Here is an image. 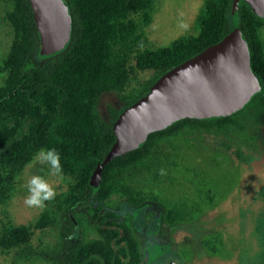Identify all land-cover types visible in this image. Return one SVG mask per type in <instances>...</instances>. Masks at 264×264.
Returning a JSON list of instances; mask_svg holds the SVG:
<instances>
[{"label":"trees","instance_id":"16d2710c","mask_svg":"<svg viewBox=\"0 0 264 264\" xmlns=\"http://www.w3.org/2000/svg\"><path fill=\"white\" fill-rule=\"evenodd\" d=\"M72 31L66 47L46 55L29 0H0L12 38L0 60V206L41 148L61 155L64 187L25 224L0 223V252L15 264H140L132 217L157 200L142 186L158 178L180 144L231 135L255 142L244 116L264 111V93L238 112L216 119H182L150 133L136 149L104 165L100 185L89 179L110 150L112 123L164 72L217 42L233 27L232 0H203L194 33L165 46L149 38L156 0H66ZM238 26L249 48L250 69L264 92V18L237 5ZM111 96L115 103L100 101ZM164 222L184 220L181 202L161 201ZM213 249V247H211Z\"/></svg>","mask_w":264,"mask_h":264},{"label":"rangeland","instance_id":"374dc122","mask_svg":"<svg viewBox=\"0 0 264 264\" xmlns=\"http://www.w3.org/2000/svg\"><path fill=\"white\" fill-rule=\"evenodd\" d=\"M202 1L156 0L149 27L152 44L165 46L194 33ZM2 15L0 8V60L12 38ZM107 101L115 103L104 96L102 110ZM244 119L252 126L254 143L234 135L203 136L190 146L181 143L174 156L169 152L163 174L142 186L157 200L139 208L121 204L132 217L140 264H264V111H252ZM32 175L43 176L56 192L64 187V179L52 176L48 165L34 159L17 179L8 203L0 206V223L9 219L25 224L41 210L24 204L25 185ZM161 201L183 203L184 220L174 225L164 222ZM13 260L0 252V264H15Z\"/></svg>","mask_w":264,"mask_h":264},{"label":"water","instance_id":"95a60500","mask_svg":"<svg viewBox=\"0 0 264 264\" xmlns=\"http://www.w3.org/2000/svg\"><path fill=\"white\" fill-rule=\"evenodd\" d=\"M239 1L264 18V0H232L230 32L161 74L138 100L121 109L112 123L114 142L89 179L94 191L104 165L136 149L150 133L182 119L232 115L264 93L250 69L248 44L238 26ZM29 4L41 51L53 55L63 50L72 31L67 1L29 0Z\"/></svg>","mask_w":264,"mask_h":264},{"label":"clouds","instance_id":"9594fccd","mask_svg":"<svg viewBox=\"0 0 264 264\" xmlns=\"http://www.w3.org/2000/svg\"><path fill=\"white\" fill-rule=\"evenodd\" d=\"M182 26L186 27V25ZM35 159L40 164L48 165L52 176H56L60 180L63 179L61 155L55 148L39 149ZM25 187L28 195L24 199V204L29 208L43 209L46 202L54 200L57 195L55 187L41 175H32Z\"/></svg>","mask_w":264,"mask_h":264}]
</instances>
